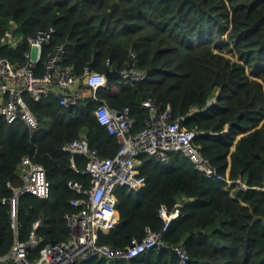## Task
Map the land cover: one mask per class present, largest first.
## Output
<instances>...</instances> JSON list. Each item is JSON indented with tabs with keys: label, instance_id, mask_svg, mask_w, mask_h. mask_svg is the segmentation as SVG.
I'll return each mask as SVG.
<instances>
[{
	"label": "trees",
	"instance_id": "trees-1",
	"mask_svg": "<svg viewBox=\"0 0 264 264\" xmlns=\"http://www.w3.org/2000/svg\"><path fill=\"white\" fill-rule=\"evenodd\" d=\"M11 21L20 41L0 48V57L14 64L29 50L25 38L48 27L55 36L41 62L63 44L61 67L76 75L86 66L102 74L119 71L134 52L146 79L107 80L96 97L110 108H128L133 133L145 128L144 101L150 98L158 112L170 106L172 121L181 119L183 129L198 133L199 154L220 175L247 187L232 196L236 184L226 189L181 154L169 153L166 163L142 155L138 172L145 186L114 191L119 219L109 232H99L98 242L119 249L143 238L146 229L160 232L164 206L168 213L179 211L162 235L168 247L135 259L77 264H182L174 247L186 252L185 264H264V0H0V38ZM25 100L38 119L36 130L0 117V202L11 197L8 183H18L22 157L43 166L49 197L25 195L18 212V239L25 241L35 229L41 248L66 240L65 216L76 211L70 201L78 197L68 182L89 184L71 167L72 158L77 169L86 159L62 147L85 132L90 149L105 159L115 156L119 144L97 123L99 102L91 97L71 111L49 97ZM14 241L9 207L0 203V256Z\"/></svg>",
	"mask_w": 264,
	"mask_h": 264
},
{
	"label": "built area",
	"instance_id": "built-area-1",
	"mask_svg": "<svg viewBox=\"0 0 264 264\" xmlns=\"http://www.w3.org/2000/svg\"><path fill=\"white\" fill-rule=\"evenodd\" d=\"M54 36L53 27L27 36L25 42L29 50L23 54V62L20 64L0 57V117L8 124L20 121L30 130H36L39 122L30 110L26 97L36 102L49 97L57 99L62 107L79 108L84 101L85 90L93 100L99 102L94 111L95 119L109 135L117 139L119 149L114 157L101 159L95 150L90 149L85 133H80L78 138L62 147L63 152L86 159L84 168L77 169L72 158L71 167L77 173L87 175L89 184L84 186L77 182H68V186L78 195L70 201L71 207L76 211L65 216L68 239L56 244H46L41 248L35 229L28 234L25 241L18 239V212L20 200L25 195L47 199L50 195V183L43 166L28 156L22 157L16 171L20 184L14 186L8 183L11 197L3 198L0 202L1 205L9 207L10 227L15 237L9 252L0 256V264H77L92 259H135L149 250L168 247L162 235L178 217L179 211L168 213L164 206L159 209V215L164 219L160 232L146 229L143 238H133L127 246L119 249L98 242L99 232H109L117 224L114 191L119 187H129L137 191L145 186V179L138 172L142 155H149L161 163H166L169 153H178L187 158L206 178L225 182L226 189L234 184L237 185L235 190L247 189L240 180L231 181L220 175L199 154L194 145L198 133L183 129L181 119L172 121L170 106L158 112L150 98L144 101L143 106L149 111L145 128L133 133L135 121L130 117L128 108H110L95 95L98 90L107 87L105 74L92 71L88 66L84 68L82 75L62 68L65 52L63 44L55 46L47 54L45 61L41 62L43 50L52 43ZM19 41L20 38L15 39L9 29L0 38V48L15 47ZM106 65L109 66L110 62L107 61ZM116 72L120 75L119 81L130 83H140L147 76L146 72L137 69L136 55L132 51L129 53V63ZM172 250L180 257L181 263L185 264L188 259L186 252L180 247ZM34 253L36 255L32 257Z\"/></svg>",
	"mask_w": 264,
	"mask_h": 264
},
{
	"label": "crops",
	"instance_id": "crops-1",
	"mask_svg": "<svg viewBox=\"0 0 264 264\" xmlns=\"http://www.w3.org/2000/svg\"><path fill=\"white\" fill-rule=\"evenodd\" d=\"M10 24L12 25L11 28L13 29L14 25L12 24V21L10 22ZM11 28H10V29H11ZM83 93H84V100H85L86 98H89V97H90V93H89V92H87V91L84 90ZM27 98H29V97H27ZM25 99H26V98H25ZM83 102H84V101H83ZM83 102H82V103H83ZM81 106H82V104H81ZM195 110H196V109H195ZM195 110H194V111H195ZM80 133H85V132H80ZM232 149H234V146L232 147ZM115 155H116V154H115ZM140 164H141V161H140ZM139 166H140V165H139ZM17 181H18V183H16V184H12V185H14V186H18V185L20 184V181L18 180V178H17ZM230 191H231L232 196H234L236 190H235V189H233V190L231 189ZM116 201H117V200H116ZM183 201H185V202H190V201H192V199H186V198H184ZM176 210H177V209H175L174 211H176ZM118 219H119V218H118V215H117V222H118ZM36 223H37V227H39V225H40V221H38V222H36ZM36 223H35V224H36ZM34 226H35V225H34ZM39 238H40V237H39ZM67 239H68V235H67V237H66V240H67ZM66 240H65V241H66ZM40 241H41V238H40ZM14 242H15V241H14ZM61 242H62V241H61ZM12 246H13V245H12ZM11 248H12V247H11ZM11 248H10V249H11ZM8 252H9V251H8ZM8 252H7V253H8Z\"/></svg>",
	"mask_w": 264,
	"mask_h": 264
},
{
	"label": "water",
	"instance_id": "water-1",
	"mask_svg": "<svg viewBox=\"0 0 264 264\" xmlns=\"http://www.w3.org/2000/svg\"><path fill=\"white\" fill-rule=\"evenodd\" d=\"M105 76L107 78V80H110V79H117V80H120V75L116 72V71H107L105 73ZM68 110L71 111L72 108L71 107H68Z\"/></svg>",
	"mask_w": 264,
	"mask_h": 264
},
{
	"label": "rangeland",
	"instance_id": "rangeland-1",
	"mask_svg": "<svg viewBox=\"0 0 264 264\" xmlns=\"http://www.w3.org/2000/svg\"><path fill=\"white\" fill-rule=\"evenodd\" d=\"M11 30H12V33L14 34V36H15V39H19V37L17 36V31H15V28L13 27V29L11 28Z\"/></svg>",
	"mask_w": 264,
	"mask_h": 264
}]
</instances>
